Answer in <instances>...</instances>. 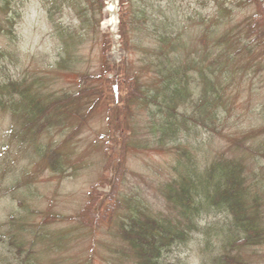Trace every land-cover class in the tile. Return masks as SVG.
Returning a JSON list of instances; mask_svg holds the SVG:
<instances>
[{
  "label": "rangeland",
  "instance_id": "1",
  "mask_svg": "<svg viewBox=\"0 0 264 264\" xmlns=\"http://www.w3.org/2000/svg\"><path fill=\"white\" fill-rule=\"evenodd\" d=\"M5 1L6 5L0 0V9H4L0 10V21L14 20L8 27L1 24L0 85L20 81L33 85L35 81L44 92L58 98L108 79L110 89L102 83L107 87L106 99L123 61L142 86L157 85L159 78L153 75L152 64L157 53L152 30L157 14L161 12L173 33L194 39L186 49L193 56L202 46L196 40L199 28L189 20L197 13L212 18L214 12L212 0H133L136 17L147 11L150 30L145 32L147 35L140 33L147 21L133 20L131 15L130 32L139 42L125 49L119 35V0L103 4L97 0ZM229 1L226 5L236 26L245 25L255 15V5L249 0ZM113 4L114 28L105 25L109 19L106 11ZM61 33L72 34L67 53L63 51ZM256 54L251 68L236 72L232 86L225 85L217 120L196 132L198 137L190 143L199 145L195 148L199 152L192 156L200 169L222 157L246 165L249 191L254 195L263 192L259 204L264 227V160L256 155L258 150L264 151V48H257ZM61 58L66 63L58 67ZM239 62L236 58L233 67L238 68ZM190 84L195 88L194 79ZM197 98L196 91L180 111L190 115V102ZM110 103L103 100L82 121L68 119L56 123L51 132L34 137H21L17 131L21 124L10 111L0 110V264H137L133 249L120 235L118 218L114 224L104 222L98 228L75 221L86 213L90 219L93 210L108 205L105 197H111L117 163L113 153L119 145L112 140L108 125ZM138 111L133 114L119 200L138 202L152 217L176 220V210L163 192L175 177L178 157L171 145L159 150L154 146L149 115L146 110ZM189 127L192 130V125ZM195 129L199 127L192 135ZM40 148L57 151L62 170L55 172L38 154ZM118 211L116 215L125 219L128 207L123 204ZM108 212L106 216L111 220L113 213L111 216ZM198 221V229L191 233L188 243L173 246L164 254L162 264H218L219 256L224 255L236 258L239 264H264V237L260 245L232 246L226 251L218 240L220 228L230 222L227 215L211 211Z\"/></svg>",
  "mask_w": 264,
  "mask_h": 264
},
{
  "label": "trees",
  "instance_id": "2",
  "mask_svg": "<svg viewBox=\"0 0 264 264\" xmlns=\"http://www.w3.org/2000/svg\"><path fill=\"white\" fill-rule=\"evenodd\" d=\"M3 1L6 5L7 2ZM97 1L103 4L106 0ZM212 1V18H204L197 13L189 20L193 27L199 28L196 40L202 46L193 56L187 54L186 49L194 39L185 38V34L173 33L166 19L161 17V12L157 14L156 22L151 25L156 38V61H152V64L155 67L153 75L159 78L157 85L142 86L137 75L129 73L128 63L125 61L120 64L118 78L113 81L114 89L108 91L109 97L106 99L104 94L107 87H103L102 83L109 88L111 82L108 79H104L98 86L80 88L74 94H63L59 98L44 92L40 83L35 81L33 85H27L25 81L0 85V110L10 111L21 124L20 129H17L21 137L49 133L56 123L68 119L82 121L101 101L108 100L110 103V99L112 100L113 105L110 103L109 106L112 107L108 110V125L112 140L118 143L119 150L115 148L113 153L117 163L110 185L111 197H105L109 201L108 205L93 210L90 219L86 213L75 221L89 228H98L104 222L114 224L118 218L120 235L133 249L137 264H162L164 254L173 246L186 243L191 233L198 229V218L211 211L227 215L230 221L219 230L221 249L228 251L232 246L233 249L236 246L250 247L263 242V212L259 204V194L263 192L259 191L254 195L249 191L244 171L246 165L243 167L242 162L236 159L232 161L222 157L200 169L192 156L199 152L195 149L199 145L190 142L198 137L196 132L217 120L225 88L232 86L234 75L251 68L250 62L257 55V48H264V3L261 0H249L255 5L256 12L241 26H236L231 21L232 11L226 5L231 3L229 0ZM119 3V35L123 47L127 49L128 45L132 47L139 42L131 35L133 22L128 18L133 15V20H146V27L140 33L149 32L147 11H141L142 15L136 17L133 0H119ZM0 10L4 11L3 8ZM11 20L14 18L6 23L0 21V35L3 32L1 24L8 27ZM71 35L60 34L65 53L72 44H69ZM0 54L3 55L2 52ZM236 58H240L238 68L233 67ZM65 63L66 60L61 58L58 67ZM192 78L196 82L195 88H191ZM196 91L197 101L190 102L192 113L188 115L186 111L181 112L180 106H185ZM138 110H146L149 115V130L154 146L159 150L164 145H171L178 157L177 166L174 167L175 177L163 192L176 210V220L152 217L144 212L138 202H135L136 205L130 200H119L127 168L133 114ZM189 125H192V130ZM195 127L199 129H195L192 135ZM257 152V158L264 160V151ZM38 154L46 158L55 172L62 170L61 156L57 151L40 148ZM123 204L128 207L125 219L116 215ZM109 210H112L113 216ZM98 212L99 215H96ZM106 212L111 214V220ZM206 240L209 242L207 238ZM218 264L239 263L236 258L224 255L219 256Z\"/></svg>",
  "mask_w": 264,
  "mask_h": 264
},
{
  "label": "bare ground",
  "instance_id": "3",
  "mask_svg": "<svg viewBox=\"0 0 264 264\" xmlns=\"http://www.w3.org/2000/svg\"><path fill=\"white\" fill-rule=\"evenodd\" d=\"M115 7H116L115 4L109 5V7L106 11L108 16H109V19H107V22L105 23V25L107 27L114 28V26H115V23H116V19H115L116 8Z\"/></svg>",
  "mask_w": 264,
  "mask_h": 264
}]
</instances>
